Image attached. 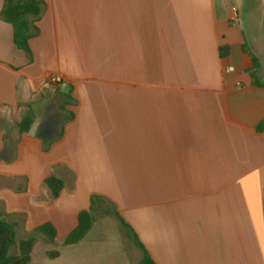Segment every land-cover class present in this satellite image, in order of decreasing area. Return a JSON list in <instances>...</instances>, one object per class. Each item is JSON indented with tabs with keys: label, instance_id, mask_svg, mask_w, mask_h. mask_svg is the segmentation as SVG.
Masks as SVG:
<instances>
[{
	"label": "crops",
	"instance_id": "0c3cea01",
	"mask_svg": "<svg viewBox=\"0 0 264 264\" xmlns=\"http://www.w3.org/2000/svg\"><path fill=\"white\" fill-rule=\"evenodd\" d=\"M38 1L30 63L0 0V214L66 239L101 196L156 264H264V0ZM64 84L75 119L46 153L19 125Z\"/></svg>",
	"mask_w": 264,
	"mask_h": 264
},
{
	"label": "trees",
	"instance_id": "16d2710c",
	"mask_svg": "<svg viewBox=\"0 0 264 264\" xmlns=\"http://www.w3.org/2000/svg\"><path fill=\"white\" fill-rule=\"evenodd\" d=\"M44 13L45 5L38 0H6L1 14L3 20L13 26L15 45L19 50L27 54L30 63L34 60L30 42L40 34L38 24ZM244 50L252 57L253 69L251 70V76L254 83L261 87L262 84L259 81V71L261 69L260 61L251 53L249 46L245 45ZM64 96L68 99L66 103L60 106L56 113L49 116L50 119L53 120L52 128L47 132L40 130L39 133V137L43 143V151L46 153L51 150L55 143L63 139L67 124L75 119V114L67 110V106L76 104L72 97V93ZM34 121L35 115L30 109L28 115L25 116L19 125L20 133H29ZM258 132H264V122L259 125ZM45 184L51 190L54 199H58L66 187L65 182L54 174L46 180ZM104 205H107L109 208L105 211L106 214L109 216H115L121 221L122 225L130 231V238L133 239L135 246L142 252L141 264H156L135 231L131 226L124 222L117 207L101 196L92 197L91 208L87 211H83L79 215L78 226L65 239L64 246L69 247L79 245L89 236L95 227V215ZM39 236H44L50 245H55L57 242V231L51 224L39 227L27 238L18 241L17 225L8 222L5 216L1 213L0 264H32V254ZM14 249H16L15 252H13ZM48 256L51 260H55L60 257V253L58 251L50 252Z\"/></svg>",
	"mask_w": 264,
	"mask_h": 264
},
{
	"label": "rangeland",
	"instance_id": "374dc122",
	"mask_svg": "<svg viewBox=\"0 0 264 264\" xmlns=\"http://www.w3.org/2000/svg\"><path fill=\"white\" fill-rule=\"evenodd\" d=\"M108 209L104 205L98 210L93 231L79 245L65 247L64 238L50 245L44 236H39L32 264H141L142 252L130 238V231L115 216L107 215ZM25 238L24 234H18V241ZM54 251L60 257L51 260L48 255Z\"/></svg>",
	"mask_w": 264,
	"mask_h": 264
},
{
	"label": "water",
	"instance_id": "95a60500",
	"mask_svg": "<svg viewBox=\"0 0 264 264\" xmlns=\"http://www.w3.org/2000/svg\"><path fill=\"white\" fill-rule=\"evenodd\" d=\"M62 93L66 94V95H68L70 93V86L68 84H64L63 89H62ZM42 123H43L42 117H38L34 121L32 127H31V130L29 132V135L31 137H37L39 135V131H40V127H41Z\"/></svg>",
	"mask_w": 264,
	"mask_h": 264
},
{
	"label": "built area",
	"instance_id": "2783aa9c",
	"mask_svg": "<svg viewBox=\"0 0 264 264\" xmlns=\"http://www.w3.org/2000/svg\"><path fill=\"white\" fill-rule=\"evenodd\" d=\"M49 83L52 84V85H58V86H61L63 84V81L61 78L59 77H50L48 79Z\"/></svg>",
	"mask_w": 264,
	"mask_h": 264
},
{
	"label": "flooded vegetation",
	"instance_id": "af4514ba",
	"mask_svg": "<svg viewBox=\"0 0 264 264\" xmlns=\"http://www.w3.org/2000/svg\"><path fill=\"white\" fill-rule=\"evenodd\" d=\"M53 126V120L52 119H47L42 127V131L43 132H47L49 131V129H51Z\"/></svg>",
	"mask_w": 264,
	"mask_h": 264
}]
</instances>
